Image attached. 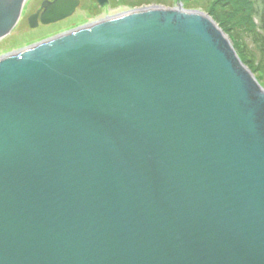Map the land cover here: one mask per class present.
Returning <instances> with one entry per match:
<instances>
[{
    "label": "water",
    "instance_id": "obj_1",
    "mask_svg": "<svg viewBox=\"0 0 264 264\" xmlns=\"http://www.w3.org/2000/svg\"><path fill=\"white\" fill-rule=\"evenodd\" d=\"M233 46L179 4L1 57L0 264H264V88Z\"/></svg>",
    "mask_w": 264,
    "mask_h": 264
},
{
    "label": "trees",
    "instance_id": "obj_2",
    "mask_svg": "<svg viewBox=\"0 0 264 264\" xmlns=\"http://www.w3.org/2000/svg\"><path fill=\"white\" fill-rule=\"evenodd\" d=\"M177 1L171 0L170 4ZM184 8L209 13L231 38L242 62L264 86V0H185ZM168 5V2L163 3Z\"/></svg>",
    "mask_w": 264,
    "mask_h": 264
},
{
    "label": "rangeland",
    "instance_id": "obj_3",
    "mask_svg": "<svg viewBox=\"0 0 264 264\" xmlns=\"http://www.w3.org/2000/svg\"><path fill=\"white\" fill-rule=\"evenodd\" d=\"M42 1L43 0H33L23 14H26L24 20L15 28L8 38L0 43V58L5 55L16 53L22 49L31 47L45 40L57 37L66 32L88 26L97 22L98 20L108 17H116L126 12L153 6L175 9L178 7L179 3L183 8V2L178 3V1L185 0H174L177 1L175 4H170L169 2L171 0H111L110 6L104 8H100L96 4L95 0H80L81 4L77 8L73 17L56 23L50 27H42L41 29L34 31L29 28L27 17L30 15V13L39 8ZM165 2H168V5H163ZM197 11L203 12L201 9ZM244 65L250 70L247 64Z\"/></svg>",
    "mask_w": 264,
    "mask_h": 264
},
{
    "label": "flooded vegetation",
    "instance_id": "obj_4",
    "mask_svg": "<svg viewBox=\"0 0 264 264\" xmlns=\"http://www.w3.org/2000/svg\"><path fill=\"white\" fill-rule=\"evenodd\" d=\"M45 1H50V0H43L42 3L45 2ZM42 3L40 4V6H39L38 9H36L34 12L30 13V15L27 17V23H28V26H29V18H30L31 16L36 15V14L39 13V17H38L39 25H38L36 28H30V27H29L31 30L37 31V30L41 29L42 27H50V26L56 24V23H54V24H50V25H42V24L40 23V15H41V13H42V11H40V9H41V5H42ZM96 4H97V3H96ZM110 4H111V0H109V2H108L107 4H105L103 7H101V6H99V5H98V6H99L100 8H104V7L110 6ZM75 12H76V11H75ZM23 13H24V11H23ZM25 15H26V14H25ZM25 15L22 14V17H21V20H20L19 24L24 20ZM73 15H74V14H73ZM73 15H72L71 17H73ZM71 17H69V18H71ZM69 18H67V19H69ZM67 19H65V20H67ZM63 21H64V20H63ZM60 22H62V21H60ZM57 23H59V22H57Z\"/></svg>",
    "mask_w": 264,
    "mask_h": 264
}]
</instances>
